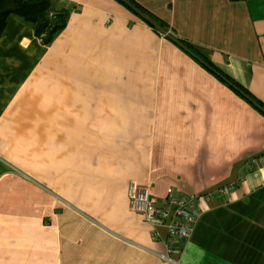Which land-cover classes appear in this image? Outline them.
<instances>
[{"label": "crops", "instance_id": "0c3cea01", "mask_svg": "<svg viewBox=\"0 0 264 264\" xmlns=\"http://www.w3.org/2000/svg\"><path fill=\"white\" fill-rule=\"evenodd\" d=\"M133 1L55 0L49 44L6 17L0 264H172L132 180L160 199L233 183L173 257L264 264V0Z\"/></svg>", "mask_w": 264, "mask_h": 264}, {"label": "built area", "instance_id": "2783aa9c", "mask_svg": "<svg viewBox=\"0 0 264 264\" xmlns=\"http://www.w3.org/2000/svg\"><path fill=\"white\" fill-rule=\"evenodd\" d=\"M257 160L256 157H251L247 161V167L251 168ZM128 185L129 207L151 225L153 238H161L158 227H163L166 231V237L162 239L164 252L160 255L172 264H177L173 255L179 253L180 245L190 239L201 213L208 208L207 204L214 199L226 202L229 192L234 188L233 183H226L198 193L169 192L160 199L150 194L149 185H139L133 180Z\"/></svg>", "mask_w": 264, "mask_h": 264}, {"label": "trees", "instance_id": "16d2710c", "mask_svg": "<svg viewBox=\"0 0 264 264\" xmlns=\"http://www.w3.org/2000/svg\"><path fill=\"white\" fill-rule=\"evenodd\" d=\"M122 1L145 11L133 0ZM14 13L32 23L34 35L40 37L44 44H49L56 33L65 25L68 10L62 7L56 8L55 0H0V35L5 26L6 17ZM187 45L190 47L189 44ZM207 65L213 70L210 63ZM248 96L251 102L253 101L258 108L264 111V106L257 98Z\"/></svg>", "mask_w": 264, "mask_h": 264}]
</instances>
